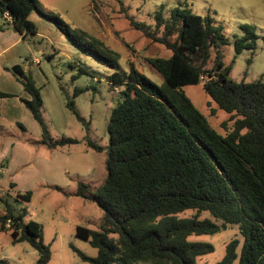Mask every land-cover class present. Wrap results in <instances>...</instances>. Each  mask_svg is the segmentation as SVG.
<instances>
[{"label": "trees", "instance_id": "trees-1", "mask_svg": "<svg viewBox=\"0 0 264 264\" xmlns=\"http://www.w3.org/2000/svg\"><path fill=\"white\" fill-rule=\"evenodd\" d=\"M34 11L94 54L98 62L119 66V53L87 32L73 30L60 16L46 15L38 0H0V16L9 13L12 20H6L26 38L37 35V26L30 20ZM163 11L162 6L155 13L154 28L131 24L172 51L169 59L148 60L164 84H155L132 63L129 72H114L110 89L122 99L110 115L109 145L103 148L89 137L83 140L88 148L106 153V178L96 189L79 183L75 196L96 203L104 219L99 230L76 229L78 238L97 249V257L74 250L92 264H196L198 257L214 252V247L191 242L189 237L213 235L228 225H238L243 242L232 240L216 264H264V81L229 78L230 69L220 57L226 45L223 27L209 15H196L180 6L166 20ZM240 29L235 51L255 50V27L244 24ZM212 49L215 58L210 70ZM12 71L31 96L23 103L42 128V143L51 151L81 143L52 137L31 74L19 67ZM202 78L207 79L205 83ZM198 84L229 115L224 135L181 92L183 86ZM82 92L76 89L74 98ZM66 100L67 108L89 130L90 123L81 117L75 102L69 96ZM32 197L31 191L0 197L4 205L0 231L10 232L13 243L30 244L39 253L37 264H48L52 252L43 242L44 227L26 220L29 212L23 206ZM189 210L198 215L208 212L220 224L198 216L180 217ZM0 264L10 262L0 259Z\"/></svg>", "mask_w": 264, "mask_h": 264}, {"label": "rangeland", "instance_id": "rangeland-1", "mask_svg": "<svg viewBox=\"0 0 264 264\" xmlns=\"http://www.w3.org/2000/svg\"><path fill=\"white\" fill-rule=\"evenodd\" d=\"M40 5L46 15L60 16L73 30L85 31L102 40L121 57L116 68L98 62L94 54L85 52L46 19L40 26L42 35L28 37L34 48H40L48 55L43 60L42 69H38L41 79L36 86L41 96H49L52 112H57L52 116L51 112L46 114L44 111L50 133L55 139L71 138L81 143L55 152L58 173L52 182L40 179L32 186L33 198L24 207L35 216L27 219L44 227L43 242L52 252L48 264H92L84 261L74 249L90 258L97 257L98 251L89 242L78 238L76 229L84 226L99 230L104 212L96 203L75 196V192L79 183L95 189L101 186L106 178V153L88 148L83 140L89 137L103 148L109 145L107 126L110 115L122 99L110 89L109 78L114 72L127 73L132 63L139 72L162 86L164 78L148 60L172 56L171 50L145 37L131 24L132 21L154 28L155 13L162 6L166 20H170L172 11L180 6L196 15H209L215 24L223 27L226 45L222 47L220 57L230 69L229 78L247 83L264 81V0H40ZM244 24L255 27L257 48L238 54L234 42L242 35L240 27ZM170 40L173 42L175 37ZM214 58L215 49H212L210 70ZM81 70L83 74H80ZM74 76H78L77 79ZM76 89L83 92L74 98ZM181 92L212 128L224 135L223 125L229 115L210 99L203 85H186ZM66 96L71 97L81 117L90 123L89 130L67 108ZM32 154L33 158L38 157L35 150ZM195 216L220 224L208 212L198 215L189 210L180 215L183 218ZM234 239L241 243L244 240L238 225H228L227 229L213 235L189 237L191 242L209 243L214 247V252L198 257L196 264L218 263ZM0 259L8 260L10 264H37L39 253L28 243H13L10 232L0 231Z\"/></svg>", "mask_w": 264, "mask_h": 264}, {"label": "crops", "instance_id": "crops-1", "mask_svg": "<svg viewBox=\"0 0 264 264\" xmlns=\"http://www.w3.org/2000/svg\"><path fill=\"white\" fill-rule=\"evenodd\" d=\"M44 19L36 11L30 15V20L37 26L36 36L42 35L40 26ZM47 56L0 16V197L29 192L38 180L52 182L58 173L54 157L58 150L51 151L42 143V128L23 103V100H31V96L12 71L19 67L25 73L29 72L37 85L41 79L38 69H42ZM42 99L45 113L57 115L49 108V96L44 95ZM34 150L38 157H32ZM3 210L4 205L0 202V213ZM29 216L33 218L35 214L29 213Z\"/></svg>", "mask_w": 264, "mask_h": 264}, {"label": "built area", "instance_id": "built-area-1", "mask_svg": "<svg viewBox=\"0 0 264 264\" xmlns=\"http://www.w3.org/2000/svg\"><path fill=\"white\" fill-rule=\"evenodd\" d=\"M5 17H6V19H8L9 21H11L12 20V18H11V16L9 15V13H5ZM206 78H202V81H203V83H205L206 82Z\"/></svg>", "mask_w": 264, "mask_h": 264}]
</instances>
